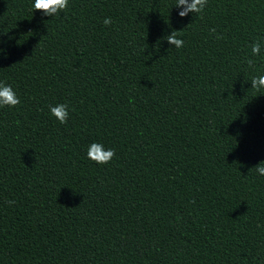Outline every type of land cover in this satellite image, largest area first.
Segmentation results:
<instances>
[{
	"label": "trees",
	"instance_id": "1",
	"mask_svg": "<svg viewBox=\"0 0 264 264\" xmlns=\"http://www.w3.org/2000/svg\"><path fill=\"white\" fill-rule=\"evenodd\" d=\"M174 3L0 0V264H264V0Z\"/></svg>",
	"mask_w": 264,
	"mask_h": 264
},
{
	"label": "clouds",
	"instance_id": "2",
	"mask_svg": "<svg viewBox=\"0 0 264 264\" xmlns=\"http://www.w3.org/2000/svg\"><path fill=\"white\" fill-rule=\"evenodd\" d=\"M68 0H31V7L33 9L42 10L44 16H54L60 13L67 7ZM207 4V0H175L173 6L179 11L177 15L184 17L188 13H201ZM110 18L106 17L103 20L105 25L109 24ZM212 31H215L214 29ZM169 45L175 48H180L183 45V41L177 38L176 33L172 31L164 38ZM264 50V36H261L257 40L253 41L250 45L251 56H257ZM249 64L252 60H247ZM251 87L253 89H264V72L259 75L253 76L250 80ZM19 103V97L11 84L5 83L0 80V107L15 106ZM50 116L54 117L59 123L64 124L68 118V105L66 103H56L49 106ZM114 149L104 145L102 141H92L88 144L86 149V157L95 162L96 164H106L114 156ZM255 171L259 175H264V161H260L255 166ZM12 203V201H8Z\"/></svg>",
	"mask_w": 264,
	"mask_h": 264
}]
</instances>
